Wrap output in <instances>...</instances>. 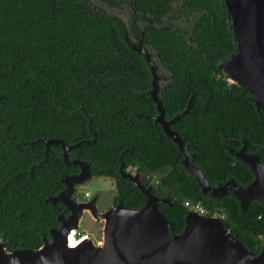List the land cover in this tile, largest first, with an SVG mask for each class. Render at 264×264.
I'll list each match as a JSON object with an SVG mask.
<instances>
[{
    "label": "trees",
    "instance_id": "obj_1",
    "mask_svg": "<svg viewBox=\"0 0 264 264\" xmlns=\"http://www.w3.org/2000/svg\"><path fill=\"white\" fill-rule=\"evenodd\" d=\"M108 8L130 7L129 31L152 52L166 83L157 97L163 118L188 110L169 127L182 139L192 164L210 186L232 179L245 186L247 165L229 150L243 142L264 165V114L244 87L227 83L219 59L236 47L220 0H96ZM132 11L134 14H132ZM120 19L90 0H0V241L5 250L35 249L65 212L49 201L76 174L57 138L71 148L68 160L88 165L91 175L109 177L113 203L138 208L144 196L119 174L133 168L150 192L167 199L158 210L173 232L184 225V200L222 215L224 228L253 253L260 250L264 204L251 199L241 211L227 193L205 196L182 164L183 155L160 125L149 96L151 73L131 48ZM138 43V41H137ZM137 43H133L137 45Z\"/></svg>",
    "mask_w": 264,
    "mask_h": 264
},
{
    "label": "water",
    "instance_id": "obj_2",
    "mask_svg": "<svg viewBox=\"0 0 264 264\" xmlns=\"http://www.w3.org/2000/svg\"><path fill=\"white\" fill-rule=\"evenodd\" d=\"M220 4L225 10L236 49L227 58L219 59L216 67L221 69L227 83L244 87L255 109L264 114V0H220ZM131 48L143 55L151 73L149 96L157 114L148 117L160 125L164 134L182 153V164L193 176L200 192L214 198L229 193L237 199L241 211L245 210L251 199L264 204V165L256 154L244 151V142L238 150L229 152L248 166L252 173L250 182L240 186L230 178L214 187L208 184L200 170L192 164L193 155L188 153L177 132L169 127L187 112L191 97L182 111L165 120L156 95L158 75L155 63L140 39L137 45L132 43ZM38 140L45 148L49 144H59L63 162L79 168L76 174L65 176L63 189L49 198L51 202H61L69 210V225L61 224L57 229H49L50 239L43 240L35 249L7 251L0 241V264H264V224L259 237L260 250L256 254L248 251L224 228L218 217L201 216L196 211L186 210L183 228L175 233L157 208L159 203H168L167 199L154 196L150 192L151 184L144 186L136 173L121 170V164L118 169L120 176L132 181L144 195L143 205L138 208L112 205L96 217L105 218L100 246L93 245L88 239L86 245L67 249L64 234L70 226L76 228L82 209H86L85 202L71 199L73 185L95 176L89 172L86 162L67 158L69 150L79 142L66 145L57 138ZM60 218L58 215L57 219Z\"/></svg>",
    "mask_w": 264,
    "mask_h": 264
},
{
    "label": "rangeland",
    "instance_id": "obj_3",
    "mask_svg": "<svg viewBox=\"0 0 264 264\" xmlns=\"http://www.w3.org/2000/svg\"><path fill=\"white\" fill-rule=\"evenodd\" d=\"M93 5L103 9L106 13L117 16L127 31L128 20L130 17V7L126 3H121L119 7L108 8L96 0H90ZM134 43V42H132ZM150 58L155 63V71L158 75L160 66L156 63L154 55L149 51ZM158 82V81H157ZM128 171L133 172V168H127ZM162 174H152V184H157ZM72 196L74 199L84 201L88 207L80 213V228L82 233H87L89 241L95 246H100L102 243V231L104 222L101 219H97L98 215L106 212L110 207L111 198L115 195L113 187V181L109 177H88L82 180V182L74 183ZM89 198L87 199V197ZM72 199V198H71ZM78 217V218H79ZM217 217V216H215ZM77 239V238H76Z\"/></svg>",
    "mask_w": 264,
    "mask_h": 264
},
{
    "label": "flooded vegetation",
    "instance_id": "obj_4",
    "mask_svg": "<svg viewBox=\"0 0 264 264\" xmlns=\"http://www.w3.org/2000/svg\"><path fill=\"white\" fill-rule=\"evenodd\" d=\"M132 14H134L133 13V11H132ZM130 22H132V24H136L134 21H132L131 20V13H130V17H129V20H128V26H127V31H125L126 32V34H125V36H126V39L128 40V41H130V42H134V43H137V35H134L132 32H130L129 31V24H130ZM124 30H126L125 29V27H124ZM160 71L161 72H158V82H157V91H156V95H157V93H158V91H159V89L166 83V77L164 76V72H163V70H162V68H161V66H160ZM237 158V157H236ZM127 168L128 167H126L125 168V170H124V172H127V173H129V174H134V173H136L135 171H134V169H133V172L132 171H128L127 170ZM130 168V167H129ZM137 174V173H136ZM157 174H159V173H157ZM96 177V176H95ZM98 177H103V176H98ZM139 178V177H138ZM113 181V180H112ZM139 182H140V180H139ZM141 183V182H140ZM158 183V182H157ZM134 184V183H133ZM148 184H151V186H150V189H151V187H155L156 186V184L154 185V184H152V182H151V179L149 180V182H148ZM219 185V184H218ZM217 186V185H216ZM113 187H114V182H113ZM214 187V186H213ZM115 190V189H114ZM139 190V189H138ZM140 191V190H139ZM115 194H116V192H115ZM227 194V193H226ZM143 195V194H142ZM72 196V195H71ZM144 196V195H143ZM72 198V200L73 201H78V200H76V199H74V197H71ZM89 198V196L87 197V199ZM158 198V197H157ZM79 202H84L83 200L82 201H79ZM115 203H113V198H111V201H110V205L112 206V205H114ZM86 208L88 207V205L87 206H85ZM64 209H65V212H62V213H60L59 215H60V219H58V224H57V226H55V227H53V228H55V229H57V228H59L60 226H61V224H63V225H69L68 223H69V221H68V215H69V210L66 208V207H64ZM82 210H84V209H82ZM206 216H217L218 218L219 217H222V215H217L216 213H212V214H209V215H206ZM79 228H80V217L78 218V220H77V222H76V228L74 229V233L72 234L73 235V237H75V238H77V237H81V239H83V238H87V239H89V236H88V234L87 233H82V231H80L79 230Z\"/></svg>",
    "mask_w": 264,
    "mask_h": 264
},
{
    "label": "bare ground",
    "instance_id": "obj_5",
    "mask_svg": "<svg viewBox=\"0 0 264 264\" xmlns=\"http://www.w3.org/2000/svg\"><path fill=\"white\" fill-rule=\"evenodd\" d=\"M101 220L104 222L105 218H101ZM73 233H74V226H70L64 234V243L67 249H75L81 247L82 245H86V243H88L87 238L81 239V237L79 236L76 239L75 237H73L72 235Z\"/></svg>",
    "mask_w": 264,
    "mask_h": 264
},
{
    "label": "built area",
    "instance_id": "obj_6",
    "mask_svg": "<svg viewBox=\"0 0 264 264\" xmlns=\"http://www.w3.org/2000/svg\"><path fill=\"white\" fill-rule=\"evenodd\" d=\"M182 205L187 210L196 211L201 216L209 215L208 212L198 203V202H191L189 200H184ZM214 214V213H213Z\"/></svg>",
    "mask_w": 264,
    "mask_h": 264
}]
</instances>
